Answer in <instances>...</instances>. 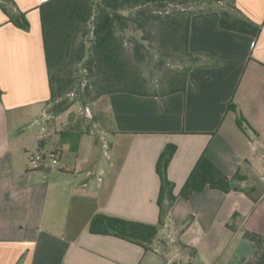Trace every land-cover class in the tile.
Instances as JSON below:
<instances>
[{
    "label": "crops",
    "instance_id": "1",
    "mask_svg": "<svg viewBox=\"0 0 264 264\" xmlns=\"http://www.w3.org/2000/svg\"><path fill=\"white\" fill-rule=\"evenodd\" d=\"M13 1L29 27L16 26L0 8V264H169L156 237L142 244L88 230L95 214L158 222L156 163L166 145L176 147L167 167L175 196L203 153L228 177L238 173L241 186L264 188V0H231L234 14L261 25L257 37L221 27L224 0L199 3L205 6L190 17L188 49L201 55L185 90L108 93L110 154L86 157L73 171L59 165L63 145L70 149L61 132L79 129L56 131L58 170L28 167L52 135L32 126L50 98L38 9L46 0ZM234 213L236 230L227 225ZM168 222L178 244L195 249L190 258L181 247V263L235 264L244 230L264 234V192L253 202L238 190L206 187L177 197L158 233Z\"/></svg>",
    "mask_w": 264,
    "mask_h": 264
},
{
    "label": "trees",
    "instance_id": "2",
    "mask_svg": "<svg viewBox=\"0 0 264 264\" xmlns=\"http://www.w3.org/2000/svg\"><path fill=\"white\" fill-rule=\"evenodd\" d=\"M203 1L206 0L44 1L38 9L49 77L48 103L56 102L58 108L61 106L62 102H57V99L67 92V83H62V69L79 62H83L88 70L94 66L102 76V81L121 85L108 93L128 91L143 95H165L184 91L191 65L201 55L188 49L190 17L194 13L189 6ZM13 6V0H0V8L9 21L27 29L29 22L25 14L14 12ZM226 6L234 9L233 3L229 2L220 10L219 22L222 28L253 37L259 35L261 25L237 16ZM87 36L90 37L88 48L84 41ZM124 41L129 43V49L124 47ZM86 52H90V56L85 60ZM128 55L150 65L151 72H157V90H148L145 78L129 69ZM166 61L183 65L174 68ZM57 107L53 106L48 112L56 111ZM229 108L234 109V106L229 104ZM242 122L243 118L238 115L237 124L243 130ZM61 133L71 151H78L83 132L68 130ZM175 149V145H166L157 159L160 186L157 197L159 219L156 224L95 214L89 222L88 230L96 234H115L142 244L150 243L164 224L166 213L177 197L188 199L192 193L208 187L222 192L238 190L257 202L264 192V188L256 185L241 186L243 178L238 173L228 177L203 153L193 165L178 196H175L172 193V182L167 178V167ZM237 217L238 214L234 213L227 223L232 230L238 227L234 223ZM243 236L252 245L254 253L251 257H241L237 264H264V234L244 230ZM181 247L188 249L190 258L194 256L193 247Z\"/></svg>",
    "mask_w": 264,
    "mask_h": 264
},
{
    "label": "rangeland",
    "instance_id": "3",
    "mask_svg": "<svg viewBox=\"0 0 264 264\" xmlns=\"http://www.w3.org/2000/svg\"><path fill=\"white\" fill-rule=\"evenodd\" d=\"M231 0H224L223 4H228ZM200 5V4H199ZM198 4H192L189 6L192 10L199 9ZM205 6V5H200ZM232 13L233 8L226 6ZM86 48L90 46V37H84ZM124 47L129 49L130 45L124 41ZM90 56V52H86L85 60ZM128 55V67L131 71L140 73L146 80L148 90L158 89L159 76L156 71L151 72L150 65L145 62H139L129 57ZM172 67H178L177 62L166 61ZM189 64V63H187ZM152 73V74H151ZM63 80L62 83L66 84V93L62 94L57 102H62L58 108L56 102H49L47 107L46 116L49 119L37 116L34 121L33 131L38 132L39 126L44 125L51 132V140L49 141L46 151L44 152L47 157L54 153L52 149L53 138L56 137V131L61 129H79L83 132L82 142L80 150L78 152L71 151L68 145H63L61 158L59 165L74 170L77 165H80L84 158L88 157L93 160L101 153V158H106L107 154H110V147L106 145V133L109 124V118L107 113V95L108 91L113 90L121 85L111 84L102 81V76L98 70L92 66L91 70H88L83 65V62L73 63L62 69ZM82 102L87 107V112L84 111ZM57 107L56 111L48 112L52 107ZM34 151V149H32ZM33 155V154H32ZM51 168L58 170L56 164H51ZM191 222L190 215L187 216L185 224ZM174 224L163 226L160 232L156 236V244L163 249L169 258V264H186L181 263L179 259L181 246L178 244L175 235L173 234ZM240 235V240L237 245L236 251L240 253V257H251L254 253V249L250 242L243 236ZM234 247L231 246L229 249H225V257L231 255ZM224 251L223 248H219L218 252ZM188 256L190 252L187 251ZM195 258V257H194ZM193 258V259H194ZM239 258L236 260L238 262ZM199 260V259H198ZM200 261V260H199ZM230 264H233L230 262Z\"/></svg>",
    "mask_w": 264,
    "mask_h": 264
},
{
    "label": "built area",
    "instance_id": "4",
    "mask_svg": "<svg viewBox=\"0 0 264 264\" xmlns=\"http://www.w3.org/2000/svg\"><path fill=\"white\" fill-rule=\"evenodd\" d=\"M41 117H46V113H43ZM40 130L44 136L47 134V130L45 126H41ZM49 163L50 164L58 163V159L53 153H51V155L47 157L46 154L37 152L29 157L28 167L30 169H38V168L46 167ZM201 264H206V263H201Z\"/></svg>",
    "mask_w": 264,
    "mask_h": 264
},
{
    "label": "water",
    "instance_id": "5",
    "mask_svg": "<svg viewBox=\"0 0 264 264\" xmlns=\"http://www.w3.org/2000/svg\"><path fill=\"white\" fill-rule=\"evenodd\" d=\"M81 104H82V106H83L84 111L87 112V107H86L85 103L82 102Z\"/></svg>",
    "mask_w": 264,
    "mask_h": 264
}]
</instances>
